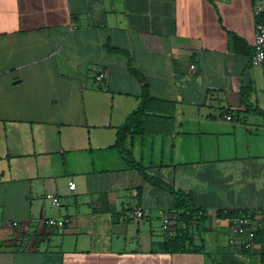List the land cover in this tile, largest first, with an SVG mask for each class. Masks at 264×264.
<instances>
[{
	"label": "crops",
	"instance_id": "1",
	"mask_svg": "<svg viewBox=\"0 0 264 264\" xmlns=\"http://www.w3.org/2000/svg\"><path fill=\"white\" fill-rule=\"evenodd\" d=\"M259 1L0 0V264H264V240L230 243L226 214L253 210L264 231ZM108 44L155 99L135 159L203 211L184 251L165 249L182 226L172 192L114 147L142 87Z\"/></svg>",
	"mask_w": 264,
	"mask_h": 264
},
{
	"label": "trees",
	"instance_id": "2",
	"mask_svg": "<svg viewBox=\"0 0 264 264\" xmlns=\"http://www.w3.org/2000/svg\"><path fill=\"white\" fill-rule=\"evenodd\" d=\"M263 18L260 17L258 20ZM108 51L112 54H123L128 58V68L130 73L134 78L138 80L142 87V93L140 102L137 107L127 116L125 121L116 128L117 135L114 147L119 151L121 156L123 157L125 164L139 172L147 182L152 183L158 187L168 189L172 192L175 198V206L179 209L177 216L180 221H182V226L177 229V233L175 236L171 237L166 241L165 249L167 251H184L187 248V244H192V229L190 228L191 223L195 222L199 224L203 221V211L200 208H197L193 197L190 193H186L185 191H178L171 187L169 184L165 183L163 180L153 176L148 172L146 167L142 165L139 161H137L132 153V150L129 148L127 144V140L129 136H138L144 135L146 132V116H148L152 105L155 102V99L152 97L150 93V84L148 82L147 77L143 74V72L137 68L133 61L130 53L123 48L113 46L112 44H108ZM254 52V50H253ZM252 52V54H253ZM247 89L243 88L241 93L242 103L246 105L247 109H251V105L249 104ZM229 112V111H228ZM259 112H262L259 110ZM202 211V213H200ZM237 211L229 212L226 211V214L235 216ZM198 226V225H197ZM264 240V231L263 229H258L255 233V241H263Z\"/></svg>",
	"mask_w": 264,
	"mask_h": 264
},
{
	"label": "built area",
	"instance_id": "3",
	"mask_svg": "<svg viewBox=\"0 0 264 264\" xmlns=\"http://www.w3.org/2000/svg\"><path fill=\"white\" fill-rule=\"evenodd\" d=\"M254 14L260 18L263 16L261 20L257 21L256 25V34L254 41V52L251 56V64L253 66L264 65V0H260L254 6ZM104 78V74L100 73L97 76L98 80H102ZM226 118L230 119L231 115H226ZM76 186L75 182L70 183V187L74 189ZM46 198L50 200L54 205L59 206L61 204L60 198L52 193H47ZM135 215L137 218H144L145 212L142 207H138L135 210ZM202 213V211H200ZM256 214L253 210L241 209L238 210L234 218L231 220V233L229 237L230 243L235 244L237 239L240 237L242 240V247L246 250H251L255 247V233L256 228H250L251 220L255 217ZM47 225L51 227H64L66 224V220L61 217H50L46 221ZM172 223V219L170 216H166L163 219V229L168 231L170 229ZM17 225V223H15ZM259 224L258 227H260Z\"/></svg>",
	"mask_w": 264,
	"mask_h": 264
},
{
	"label": "rangeland",
	"instance_id": "4",
	"mask_svg": "<svg viewBox=\"0 0 264 264\" xmlns=\"http://www.w3.org/2000/svg\"><path fill=\"white\" fill-rule=\"evenodd\" d=\"M158 219H159L158 216H155L154 220H156V223H157V221L159 222ZM157 225H158V223H157Z\"/></svg>",
	"mask_w": 264,
	"mask_h": 264
}]
</instances>
